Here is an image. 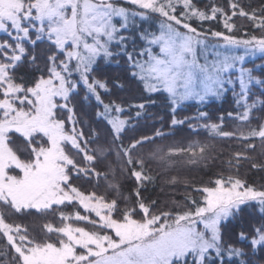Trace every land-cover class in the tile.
<instances>
[{
	"label": "snow or ice",
	"instance_id": "obj_1",
	"mask_svg": "<svg viewBox=\"0 0 264 264\" xmlns=\"http://www.w3.org/2000/svg\"><path fill=\"white\" fill-rule=\"evenodd\" d=\"M149 21L158 27L145 28ZM257 54L264 58V3L251 0H0V264H251L223 230L252 208L258 223L242 227L237 242L252 255L264 251V184L239 175L242 162L264 172V159L250 154L259 141L264 158V64L245 66ZM121 60V76L103 71ZM133 88L139 102L118 95ZM228 91L233 130L205 111L195 122L177 118L185 101ZM157 98L171 109L169 128L187 123L207 139L160 144L170 135L163 127L129 136ZM82 102L94 110L91 121L81 119ZM90 123L104 125L107 144ZM218 138L240 145L226 173L199 185L185 179L183 201L144 195L157 182L150 161L165 171L207 166ZM113 151L134 179L130 191L111 164L97 169ZM30 218L44 221L39 232Z\"/></svg>",
	"mask_w": 264,
	"mask_h": 264
},
{
	"label": "trees",
	"instance_id": "obj_2",
	"mask_svg": "<svg viewBox=\"0 0 264 264\" xmlns=\"http://www.w3.org/2000/svg\"><path fill=\"white\" fill-rule=\"evenodd\" d=\"M221 0H217L220 3ZM243 3L247 4L249 0H242ZM252 5L258 6L260 3H264V0H251ZM237 25L239 26L242 21L239 18H234ZM246 23V22H244ZM155 23L149 21L144 24L145 28L154 29ZM205 28L211 26L224 31L222 23L217 21H205L203 22ZM127 34V33H126ZM139 43V42H138ZM131 50V49H129ZM264 62V58H259L254 61H248L245 63L247 67H256V65ZM103 71L112 76H121L123 74V60L118 66L115 62L111 64L102 65ZM237 91L239 90L238 85ZM118 95L122 96L129 103L139 102L141 99L140 93L132 90L125 89L123 92H118ZM94 103V101L92 102ZM82 112V121H91L94 117V110L87 102H82L80 105ZM234 97L231 91H228L222 98H209L204 104H199L197 102H186L177 108V118L184 119L188 117L191 122L193 117L198 115L199 111H205L209 114L210 121L220 123V117H224L223 126L225 130H233L235 128L236 122L228 117L227 113L234 111ZM172 112L171 109L166 105L163 98H157L156 103L150 105L148 111L145 113L144 118L140 121L136 133L129 132L128 135H139L140 133L151 134L155 128L163 127L166 133H170L166 140H159L158 143L164 145H170L174 142H180L187 144L190 139H199L205 141L207 139V133L200 131L199 136L192 133L191 129L188 128L187 123L185 125H177L175 128H169L168 125L171 123ZM89 127H98L100 129V143L107 144L109 142L106 133L104 132V125L89 124ZM213 147L210 148L208 152V159L206 165L201 163L200 165H184L176 164L168 168L167 171L164 170V165L157 161H150L148 167L153 175L157 177V182L155 186L150 185L148 189L144 192V195L152 199H157L161 204L167 202L171 204V201L175 199L176 201H183L185 196V188L188 187L183 181L187 179L197 185L201 183H206L210 179H214L219 173H226L228 168L226 166L227 159L233 154V152L240 148V145L235 142H230L226 139H216L215 141H209ZM95 147V145H93ZM261 146L259 141H256V151L250 152L251 155L257 158V161H261L260 156ZM178 159V158H175ZM111 164L115 170V176L118 181H120L124 191H130L134 184V179L128 178V176L121 171L120 162L117 160L115 152L113 151L108 159L97 165V169L102 172H107L108 165ZM239 175L241 178L247 179L248 182L254 183L256 185L264 184V172L251 169V164L249 162H242L240 165ZM172 176H177L180 178V182L173 185L167 183ZM109 175V179H111ZM82 183V182H81ZM85 188H90V185L84 184ZM104 181L101 180L100 191H104ZM191 191V188H188ZM83 213L82 209H80ZM259 213L254 211L252 208L243 207L239 216L232 220L224 228L225 239L231 240L237 247H241L247 253V258L251 260V264H264V251H257L255 255L250 252L247 241L237 242V237L240 229L246 227L252 223H258ZM30 230L39 232L43 227V220H34L30 218L25 221ZM6 246V241H0V249ZM13 254L9 251V259ZM3 260V257H0Z\"/></svg>",
	"mask_w": 264,
	"mask_h": 264
},
{
	"label": "rangeland",
	"instance_id": "obj_3",
	"mask_svg": "<svg viewBox=\"0 0 264 264\" xmlns=\"http://www.w3.org/2000/svg\"><path fill=\"white\" fill-rule=\"evenodd\" d=\"M157 27H158V25L155 24L154 25V29L157 28ZM259 58H261V56L259 54L255 55V56H249V57L246 58V62H248V61H254V60L259 59ZM261 64H264V62H262ZM261 64H258V65H261ZM191 101L192 102H196L195 100H191ZM186 102H190V101H185L184 103H186ZM82 211H83V209H82Z\"/></svg>",
	"mask_w": 264,
	"mask_h": 264
}]
</instances>
